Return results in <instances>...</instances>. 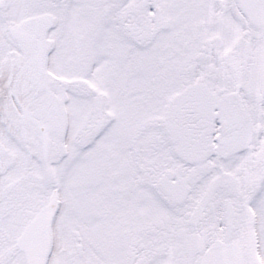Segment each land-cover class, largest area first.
Returning <instances> with one entry per match:
<instances>
[{"label": "snow or ice", "instance_id": "1", "mask_svg": "<svg viewBox=\"0 0 264 264\" xmlns=\"http://www.w3.org/2000/svg\"><path fill=\"white\" fill-rule=\"evenodd\" d=\"M0 264H264V0H0Z\"/></svg>", "mask_w": 264, "mask_h": 264}]
</instances>
